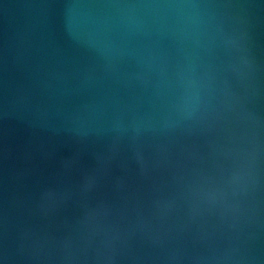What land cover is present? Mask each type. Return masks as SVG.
Segmentation results:
<instances>
[{
  "label": "water",
  "instance_id": "water-1",
  "mask_svg": "<svg viewBox=\"0 0 264 264\" xmlns=\"http://www.w3.org/2000/svg\"><path fill=\"white\" fill-rule=\"evenodd\" d=\"M0 264H264V0H0Z\"/></svg>",
  "mask_w": 264,
  "mask_h": 264
}]
</instances>
